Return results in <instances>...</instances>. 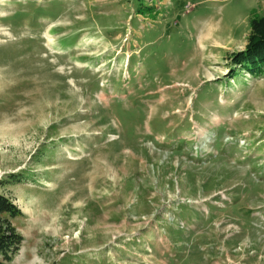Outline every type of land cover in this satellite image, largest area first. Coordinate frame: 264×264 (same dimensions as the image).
Here are the masks:
<instances>
[{
    "label": "rangeland",
    "instance_id": "obj_1",
    "mask_svg": "<svg viewBox=\"0 0 264 264\" xmlns=\"http://www.w3.org/2000/svg\"><path fill=\"white\" fill-rule=\"evenodd\" d=\"M264 0H0L1 264H264Z\"/></svg>",
    "mask_w": 264,
    "mask_h": 264
},
{
    "label": "trees",
    "instance_id": "obj_2",
    "mask_svg": "<svg viewBox=\"0 0 264 264\" xmlns=\"http://www.w3.org/2000/svg\"><path fill=\"white\" fill-rule=\"evenodd\" d=\"M249 27L248 43L243 50L232 55V61L234 65H239L252 73L262 71L264 68V15L251 18ZM19 215L21 211L14 202L0 193V254L4 259H8L10 253L18 249L23 241L8 218Z\"/></svg>",
    "mask_w": 264,
    "mask_h": 264
}]
</instances>
